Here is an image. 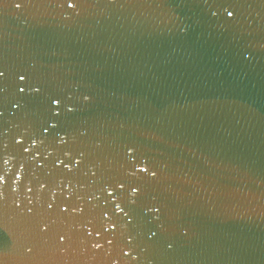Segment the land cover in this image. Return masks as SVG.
I'll use <instances>...</instances> for the list:
<instances>
[{
  "label": "water",
  "instance_id": "1",
  "mask_svg": "<svg viewBox=\"0 0 264 264\" xmlns=\"http://www.w3.org/2000/svg\"><path fill=\"white\" fill-rule=\"evenodd\" d=\"M0 264H264V0H0Z\"/></svg>",
  "mask_w": 264,
  "mask_h": 264
},
{
  "label": "snow or ice",
  "instance_id": "2",
  "mask_svg": "<svg viewBox=\"0 0 264 264\" xmlns=\"http://www.w3.org/2000/svg\"><path fill=\"white\" fill-rule=\"evenodd\" d=\"M68 6H69V7H72L73 5H72V4H69Z\"/></svg>",
  "mask_w": 264,
  "mask_h": 264
}]
</instances>
